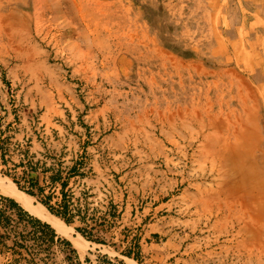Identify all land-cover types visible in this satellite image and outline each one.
Wrapping results in <instances>:
<instances>
[{
  "label": "rangeland",
  "instance_id": "1",
  "mask_svg": "<svg viewBox=\"0 0 264 264\" xmlns=\"http://www.w3.org/2000/svg\"><path fill=\"white\" fill-rule=\"evenodd\" d=\"M243 128L264 141V0H0V182L66 225L0 191V264H264L213 159Z\"/></svg>",
  "mask_w": 264,
  "mask_h": 264
},
{
  "label": "bare ground",
  "instance_id": "2",
  "mask_svg": "<svg viewBox=\"0 0 264 264\" xmlns=\"http://www.w3.org/2000/svg\"><path fill=\"white\" fill-rule=\"evenodd\" d=\"M211 121L212 120L210 119V122ZM213 121H215L216 125H222L221 120L216 121L213 119ZM244 129L245 128L242 129L244 135H238L240 138L237 139L239 144L232 145L228 139H225L221 145H212L214 154L213 159L217 164L219 163V168L224 171L223 173L226 182L225 186H223V192H232L231 194H234L235 198L240 199L238 202L247 210L246 213L248 218L237 217L234 222L236 224L242 223L244 225L243 228L250 221H262V217L264 216V141L261 138H258L255 134L258 130H254L255 132L250 131L251 136H248L245 139V133L248 134L247 132L249 129ZM218 173H220V171H218ZM224 176L222 179H224ZM0 191L20 202L25 209L36 215L38 218L52 223L59 232L66 233V225L61 220L50 214L45 208L35 206L30 201V197L18 190L12 182L7 184L0 182ZM226 206L229 207L228 205ZM251 206L252 208H250ZM250 210L254 214H252Z\"/></svg>",
  "mask_w": 264,
  "mask_h": 264
},
{
  "label": "trees",
  "instance_id": "3",
  "mask_svg": "<svg viewBox=\"0 0 264 264\" xmlns=\"http://www.w3.org/2000/svg\"><path fill=\"white\" fill-rule=\"evenodd\" d=\"M6 149L4 148L3 145H0V153L1 156L4 157V151ZM31 170L35 171L39 168L42 169V172L47 173L51 172L52 174L49 176V179L52 184L58 183L60 188H59V195H60V201L57 204V208H53L50 204L49 201L52 198V194H49L45 196V199L43 200V203L51 210L53 211L56 215L64 218L67 222H71L76 216L79 217L81 221L85 220V214H83L82 210L79 207H75L74 209L70 208V200H71V194H69L65 189L67 186V179L69 178L68 176L63 178L62 176V170L61 168H56L54 165H49L46 166V163H43L42 165L39 166V162H33L31 160L27 161L26 164ZM77 169L73 166L70 169V173L75 174ZM81 174V173H80ZM33 186L39 189V191H42V188L38 186V182L33 183ZM10 205H15V203L9 201ZM74 211V212H72ZM79 231H82L81 228L77 227L76 228Z\"/></svg>",
  "mask_w": 264,
  "mask_h": 264
}]
</instances>
